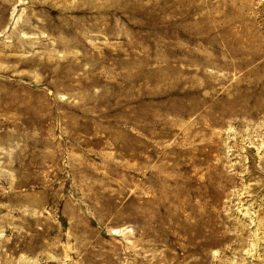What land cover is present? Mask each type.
Here are the masks:
<instances>
[{
	"label": "rangeland",
	"instance_id": "obj_1",
	"mask_svg": "<svg viewBox=\"0 0 264 264\" xmlns=\"http://www.w3.org/2000/svg\"><path fill=\"white\" fill-rule=\"evenodd\" d=\"M0 264H264V0H0Z\"/></svg>",
	"mask_w": 264,
	"mask_h": 264
}]
</instances>
